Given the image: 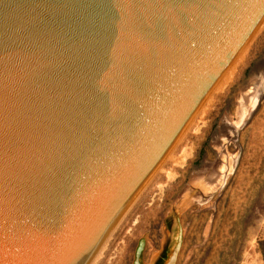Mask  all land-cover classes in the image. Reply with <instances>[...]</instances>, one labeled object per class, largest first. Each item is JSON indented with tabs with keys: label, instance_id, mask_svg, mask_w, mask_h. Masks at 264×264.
<instances>
[{
	"label": "water",
	"instance_id": "obj_1",
	"mask_svg": "<svg viewBox=\"0 0 264 264\" xmlns=\"http://www.w3.org/2000/svg\"><path fill=\"white\" fill-rule=\"evenodd\" d=\"M263 16L0 0V264H86Z\"/></svg>",
	"mask_w": 264,
	"mask_h": 264
},
{
	"label": "rangeland",
	"instance_id": "obj_2",
	"mask_svg": "<svg viewBox=\"0 0 264 264\" xmlns=\"http://www.w3.org/2000/svg\"><path fill=\"white\" fill-rule=\"evenodd\" d=\"M263 20L86 264H264Z\"/></svg>",
	"mask_w": 264,
	"mask_h": 264
},
{
	"label": "bare ground",
	"instance_id": "obj_3",
	"mask_svg": "<svg viewBox=\"0 0 264 264\" xmlns=\"http://www.w3.org/2000/svg\"><path fill=\"white\" fill-rule=\"evenodd\" d=\"M262 19H263V18H262ZM263 21H264V20H263ZM259 23H261V21H260ZM261 24H262V23H261ZM258 25H259V24H258ZM258 25H257V26H258ZM257 28H258V27H257ZM257 28H256V29H257ZM256 29H255V31H256ZM221 75H222V74H221ZM221 75H220V76H221ZM220 76L217 78V80L220 78ZM217 80H216V81H217ZM216 81H215V82H216ZM201 102H202V101H201ZM175 140H176V139H175ZM173 142H174V141H173ZM171 145H172V144H171ZM169 148H170V147H169ZM170 149H171V148H170ZM161 160H162V158H161ZM161 160H160V161H161ZM160 161H159V163H160ZM159 163H158V164H159ZM93 254H94V253H93ZM93 254H92V255H93Z\"/></svg>",
	"mask_w": 264,
	"mask_h": 264
}]
</instances>
